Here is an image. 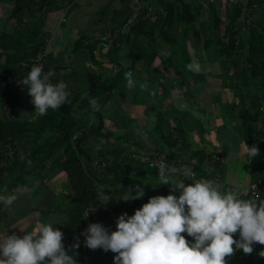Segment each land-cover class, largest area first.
<instances>
[{"label": "trees", "instance_id": "obj_1", "mask_svg": "<svg viewBox=\"0 0 264 264\" xmlns=\"http://www.w3.org/2000/svg\"><path fill=\"white\" fill-rule=\"evenodd\" d=\"M40 1L39 9L50 2L55 4L53 0ZM137 3L138 8L133 9L130 0H123L117 10L121 21L117 20L116 28L112 29L111 42L102 41V45L108 47L107 60L117 67L112 65V71L101 75L83 98L80 99L82 93L72 92L59 109H49L44 116L21 122L10 114L23 87L14 84L0 87V105L6 104L11 110L6 117L0 114V144L10 136L22 146V150L17 148L13 155L0 152V183L9 184V188L25 187L29 183L34 186L35 182L27 180L31 177L39 180L38 187L49 190L46 178L54 170L60 172L61 188L52 210L66 208L68 214L52 226L64 234L62 243L67 254L74 256L76 264H114L115 253L85 246L81 232L89 224L99 223L115 231L116 219L121 214L131 216L149 198L173 194L168 191L170 185H160L158 169L149 167L132 154L130 130L125 136L128 145L115 140L113 132L105 131L102 108L113 91L127 87V72H132L133 78L144 77V81L147 79L154 85L158 83L154 80L164 79L168 74H181L179 66L187 67L196 56L210 62L217 57L223 68L220 78L223 77L226 87L233 93L230 105L240 106L243 136L251 146L258 148L256 169L264 173V141H260L264 139V111L260 110L264 101V0H248L246 5L251 8L253 21L244 31L241 18L245 6H233L223 22L218 15L214 17L213 5L204 8L189 0H137ZM19 8H15L16 13L24 11ZM203 10L206 18H202ZM16 32L19 31L1 34L0 44L11 56L27 59L38 48V43L33 39L25 45H14ZM79 41L81 39L77 43ZM98 43L93 41L86 45L95 62L94 49ZM137 64H141V68H136ZM25 70L30 71L28 66ZM8 71L13 76L19 73L15 69ZM186 72L193 71L187 69ZM201 76L214 77L205 73ZM165 81L160 80L159 85L164 86ZM140 85L138 81L136 88ZM183 128L182 122L176 125V133L182 135ZM168 157L175 160L173 149ZM179 164L186 166L182 162ZM199 165L194 169L199 170ZM260 176L262 174L255 179ZM138 188L143 190V197L120 200L128 194L135 196ZM104 195L111 199L106 206H102ZM92 208L95 211L84 218L85 212ZM77 238L79 247L68 250ZM261 251L264 245L257 244L254 258L248 264H264Z\"/></svg>", "mask_w": 264, "mask_h": 264}, {"label": "crops", "instance_id": "obj_2", "mask_svg": "<svg viewBox=\"0 0 264 264\" xmlns=\"http://www.w3.org/2000/svg\"><path fill=\"white\" fill-rule=\"evenodd\" d=\"M189 1L204 8L213 5L216 12L214 17L218 15L223 22L227 20L228 11L233 6H247L248 2V0ZM40 3V0H0V35L12 34L18 30L19 34L16 32L17 35L13 38L14 45H25L33 39L38 43L46 38L48 43L44 48L45 73L50 70L55 73L50 82L56 84L63 81L70 94L80 92L83 98L101 75L106 76L114 69L112 68L114 64L106 58L108 47L103 46L102 41L106 44L111 42L112 29L116 28L117 20L121 21L117 10L123 0H61L54 1L55 4L50 2L46 7L39 9ZM130 5L137 9V0H130ZM16 7H20L19 9L22 7L24 11L16 13ZM206 17L203 10L202 18ZM78 39H81L79 43ZM93 41L99 42L94 49L96 62L91 59L86 47L87 43ZM21 52L25 54V50ZM10 53L0 44V72L19 70L17 76L23 79L28 73L24 63L32 55L27 57L28 60H22V56H11ZM12 62L14 65H11ZM193 63L199 64V72L187 73L188 68L181 64L179 66L181 74L170 73L167 78H159L163 81L168 80L164 86L159 85V79L154 80V83L158 82L154 85L153 82L149 83L158 87L157 95L164 94L161 101L154 103L135 101L134 98L140 94L136 86L133 89L126 87L124 90L113 91L112 97L102 108L105 131L113 132L115 140L128 145L125 136L130 130L133 138L130 150L138 157L152 152L169 154L173 149L174 158L186 165L185 167L194 168L198 164L202 166L205 155H219L217 172L214 175L206 174L205 179L214 181L221 193L238 190L240 198L249 199L247 196L249 184L256 176L263 174V171L256 169L259 166L256 157L249 159L244 149V143L248 147L252 146L243 136L240 106L233 108L230 105L234 100L233 93L226 87L223 77L220 78L223 68L217 57L210 62L199 55L190 64ZM140 65L137 64L135 67L141 68ZM202 73L214 77L205 79L202 78ZM170 85L175 87H169ZM20 93L10 117L21 122L36 118L32 98L27 94V90L22 88ZM148 93L154 94L152 88L141 91L144 97L148 96ZM188 99L192 102L197 99L195 102L198 103L197 118L193 122L181 117L178 109ZM9 112L11 110L8 105H0L2 116L6 117ZM181 118L189 121V126ZM181 122L184 126L182 135L175 131L176 125ZM9 139L15 140L8 136L0 144V152L5 155L14 154H6L5 144ZM19 143L16 141L15 145H12L14 152L19 147L22 150ZM60 175L57 170L48 175L46 181L49 190L42 186L38 187L39 180L31 177L27 180L35 182L34 186L29 183L25 187L9 188V184L1 182L0 195H14L16 199L9 208L0 204V234H15L19 237L34 231L41 222L53 225L65 218L68 214L66 208L52 210L61 188ZM182 235L190 243L193 242V238L186 233Z\"/></svg>", "mask_w": 264, "mask_h": 264}, {"label": "clouds", "instance_id": "obj_3", "mask_svg": "<svg viewBox=\"0 0 264 264\" xmlns=\"http://www.w3.org/2000/svg\"><path fill=\"white\" fill-rule=\"evenodd\" d=\"M187 68L200 71L198 63ZM54 75L34 64L20 81L32 98L37 116L46 115L49 109L55 111L67 102V86L63 81L51 83ZM125 79L127 88L136 86L132 72L125 73ZM140 88L144 90L146 85L141 84ZM244 149L249 159L259 155L256 146L244 143ZM153 166L158 169L160 185H170L173 194L149 198L131 216L121 214L116 219L115 231L99 223L89 224L81 232L88 249L115 253L114 264H226V257L236 250L251 254L254 244L264 245V201L242 199L238 190L221 193L212 180L186 184L183 179H174L180 169L164 161ZM143 195L138 188L135 196L128 194L120 200ZM15 199L14 195H0V204L9 208ZM101 200L102 206H106L111 199L104 195ZM92 211L95 208L86 211L84 218ZM182 233L192 237L193 242ZM237 233L239 239H234ZM63 236L60 230L43 222L19 237L0 234V264H76L74 256L65 250ZM78 247L77 238L68 250ZM261 256L264 257V251Z\"/></svg>", "mask_w": 264, "mask_h": 264}, {"label": "built area", "instance_id": "obj_4", "mask_svg": "<svg viewBox=\"0 0 264 264\" xmlns=\"http://www.w3.org/2000/svg\"><path fill=\"white\" fill-rule=\"evenodd\" d=\"M55 2L61 1V0H54ZM46 7V5H45ZM64 21V19H62ZM253 21V16L251 13V8L248 6H245L243 9V15L241 18V30L244 31L245 28H247L249 25H251ZM105 39V36H104ZM48 43V40L46 38L38 41V48L35 50L33 55L30 57V59L25 62L24 64L31 69V67L36 64L40 65L43 68V71L45 69V62H44V48L46 44ZM21 77L19 76H13L10 72L2 71L0 72V87H5L10 84L14 85H21ZM260 110L264 111V101L262 102L260 106ZM261 142L264 141L263 138L260 139ZM16 141L13 139H9L6 144V154H13L14 153V147L12 145H15ZM141 161L146 163L149 167L155 168L153 165L164 161L169 165H173L180 169V174L176 176V179H183L185 183H192L194 180L199 179H205L206 174H213L217 172V168L220 163V156L215 154H208L206 155L204 159V164L200 166L199 170L194 169L192 167H185L180 165V161L178 159H171L168 157V154L165 152H152V153H145L140 155ZM186 173H191V176L186 175ZM247 196L249 199H254L257 201V203L264 201V173L262 176L254 179L250 182L248 187ZM234 239H239V235H234ZM257 248V244L253 245V252L251 254H244L242 250H236L234 254L230 257H226V264H248L255 255V250Z\"/></svg>", "mask_w": 264, "mask_h": 264}, {"label": "rangeland", "instance_id": "obj_5", "mask_svg": "<svg viewBox=\"0 0 264 264\" xmlns=\"http://www.w3.org/2000/svg\"><path fill=\"white\" fill-rule=\"evenodd\" d=\"M167 78V77H166ZM136 83L139 81L141 84H145L146 85V88L144 90H150L152 88V90L154 91V94H150L148 93V96L144 97L142 94H141V90L139 87L136 88L137 90H139V93L135 98L134 100L135 101H145V102H148L150 103V101H152L154 103L155 102H158V101H161L162 100V96H164V94H161V95H157V88L156 86H152L151 84H149L150 82H148V80L146 79V81H144V77H140V76H134L133 78ZM168 81V80H166ZM171 84V82H170ZM169 87H175L174 85H170ZM178 87V86H177ZM155 95V96H154ZM167 96V95H166ZM144 97V98H143ZM164 100V99H163ZM197 100V99H196ZM195 100V101H196ZM195 101H191L188 99V101L186 103H183L182 106L178 107L179 111L181 112V117H184L186 118L187 120H192L190 122H193L194 119H196L197 115H196V111H197V105L198 103L195 102ZM139 102V103H140ZM185 106V107H184ZM183 120V119H182ZM184 121V120H183ZM189 121H184L186 123H189Z\"/></svg>", "mask_w": 264, "mask_h": 264}, {"label": "water", "instance_id": "obj_6", "mask_svg": "<svg viewBox=\"0 0 264 264\" xmlns=\"http://www.w3.org/2000/svg\"><path fill=\"white\" fill-rule=\"evenodd\" d=\"M81 98H82V97H81ZM81 98H80V99H81Z\"/></svg>", "mask_w": 264, "mask_h": 264}]
</instances>
